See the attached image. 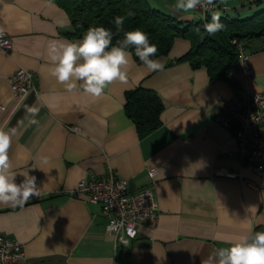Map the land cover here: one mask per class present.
<instances>
[{"label":"crops","instance_id":"0c3cea01","mask_svg":"<svg viewBox=\"0 0 264 264\" xmlns=\"http://www.w3.org/2000/svg\"><path fill=\"white\" fill-rule=\"evenodd\" d=\"M147 1L179 20L197 21L195 10L175 9L177 0ZM216 3L215 13L222 7L230 11L222 15L234 18L264 8V0ZM0 30L11 42L9 51L0 48V128L17 130L9 150L17 182L33 175L41 192L23 206L0 204V235L19 240L31 264H201L224 246L216 237L264 225V175L240 160L235 126L216 120L237 89L264 91V37L246 44L252 74L234 69L235 86L180 61L191 42L177 38L156 58L162 71H149L132 54L127 79L96 98L79 87L65 91L51 75L49 42L81 40L70 35V16L54 0H0ZM20 68L34 73L35 88L15 97L11 78ZM138 86L164 105L161 125L145 137L125 110L126 93ZM32 105L40 108L39 125L25 128V108ZM222 168L241 178L224 176ZM111 171L130 190L152 186L158 201L157 225H139L123 250H116L101 207L74 193L82 178Z\"/></svg>","mask_w":264,"mask_h":264},{"label":"clouds","instance_id":"9594fccd","mask_svg":"<svg viewBox=\"0 0 264 264\" xmlns=\"http://www.w3.org/2000/svg\"><path fill=\"white\" fill-rule=\"evenodd\" d=\"M214 7L216 0H177L175 4V9L183 13L197 8L211 12ZM134 16L135 12L127 11V17ZM124 20L125 17L121 16L115 18L117 32H124L123 38L115 44L112 43V31L103 26H90L78 42H49L51 75L65 86V91L72 93L79 87L87 95L99 98L112 82L125 81L132 62L130 47L134 48L135 56L149 71L163 70L160 60L153 58L158 49L150 43L148 34L139 28L124 31ZM224 27L220 14L215 12L204 24V30L210 36ZM25 112L26 124L22 122L25 128L39 125L36 119L40 112L38 106H26ZM16 131L15 128H0V204L23 206L33 197H40L41 192L33 175L24 174L19 183L16 180L17 174L13 172L9 158ZM216 239L224 246L216 248L213 254L201 260V264H264V231Z\"/></svg>","mask_w":264,"mask_h":264},{"label":"trees","instance_id":"16d2710c","mask_svg":"<svg viewBox=\"0 0 264 264\" xmlns=\"http://www.w3.org/2000/svg\"><path fill=\"white\" fill-rule=\"evenodd\" d=\"M70 16L73 30L70 35L82 38L92 26H103L113 33L112 43L122 39L124 32H117L115 18L125 17L124 31L139 28L149 36L150 43L157 46V57L167 55L177 38L191 42L190 50L180 61H188L194 67L204 66L208 69L211 80H224L235 86L231 72L238 63L237 43H243L245 51L247 43L264 37V8L246 18H234L221 15L224 29L214 36L204 30V24L211 20V12L203 14V18L179 20L152 7L147 0H54ZM135 12L134 17H127V11ZM236 40V42H234ZM135 60L134 48L130 47ZM164 105L160 96L149 89L138 86L126 93L125 110L136 124L140 137H145L160 125V115ZM264 231V225L254 229Z\"/></svg>","mask_w":264,"mask_h":264},{"label":"built area","instance_id":"2783aa9c","mask_svg":"<svg viewBox=\"0 0 264 264\" xmlns=\"http://www.w3.org/2000/svg\"><path fill=\"white\" fill-rule=\"evenodd\" d=\"M216 7L212 10H216ZM204 14L203 9L197 8ZM236 42V40H234ZM10 39L0 30V48L9 51ZM238 63L235 69L247 75L252 74L249 55L243 43H237ZM35 88V76L30 70L18 69L11 78V90L15 97L22 96ZM216 120L222 126H235L234 136L239 148L242 163L258 176L264 175V91L237 89L229 99L225 111ZM76 130V127L71 128ZM226 177L241 178V174L222 168ZM150 175L155 170L149 171ZM78 196L98 204L107 220L108 231L114 236L116 250L127 248L137 237L138 226L154 228L158 220V201L152 186L130 190L126 178L111 171L103 176L84 177L74 190ZM22 262L27 259L23 244L17 240L0 235V264Z\"/></svg>","mask_w":264,"mask_h":264},{"label":"rangeland","instance_id":"374dc122","mask_svg":"<svg viewBox=\"0 0 264 264\" xmlns=\"http://www.w3.org/2000/svg\"><path fill=\"white\" fill-rule=\"evenodd\" d=\"M261 9H263V8L261 7ZM261 9H260V10H261ZM219 10H221L222 13H223V12H226V13H227V12H230V11H223L224 9H223L222 7H221ZM222 13H221V15H222ZM226 13H225V14H226ZM167 14H168V13H167ZM200 14H201V13H200L199 11H196V10H195V12H194V18H195V20H199V19H201ZM199 16H200V17H199ZM197 17H198V18H197ZM243 17H244V16H240V17H238V18H239V19H242ZM194 18H193V19H194Z\"/></svg>","mask_w":264,"mask_h":264}]
</instances>
